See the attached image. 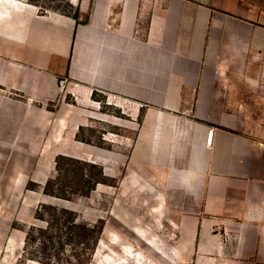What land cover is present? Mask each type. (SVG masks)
<instances>
[{
  "label": "crops",
  "instance_id": "0c3cea01",
  "mask_svg": "<svg viewBox=\"0 0 264 264\" xmlns=\"http://www.w3.org/2000/svg\"><path fill=\"white\" fill-rule=\"evenodd\" d=\"M67 1L72 16L46 17L26 0H0V20L12 25L61 20L48 27L55 35H36L47 46L10 36L0 49V113L10 115L0 137L35 151L43 138L74 140L101 94L131 119L102 114L104 127H138L136 149L163 134L158 150L188 155L178 250L188 264H264V12L240 0ZM107 132L117 153L111 145L128 137Z\"/></svg>",
  "mask_w": 264,
  "mask_h": 264
},
{
  "label": "rangeland",
  "instance_id": "374dc122",
  "mask_svg": "<svg viewBox=\"0 0 264 264\" xmlns=\"http://www.w3.org/2000/svg\"><path fill=\"white\" fill-rule=\"evenodd\" d=\"M26 1L36 5L41 16L75 12L67 0ZM240 1L256 14L264 12V0ZM37 25L0 20V49L11 44L10 36L24 40L32 30L55 35L49 25ZM5 66L0 62L1 72ZM63 94L71 104L70 95ZM93 98L99 103L97 114L81 115L84 126L74 140L61 139L57 145L49 137L38 140L41 150L69 154L44 158L32 154L21 160L18 154L0 153V264H188L178 251L184 245L182 216L189 208L183 186L190 180L183 165L188 155L158 150L166 146L163 134L153 142L143 139L136 149L138 127L116 122L108 128L101 121L102 114L125 121L130 117L107 106L101 94ZM60 102L61 97L50 102L48 110L56 112ZM144 109L137 118L139 125ZM9 117L0 113V118ZM54 120L47 135L56 130ZM107 131L128 137L120 141L122 146L111 145L117 153L107 152ZM13 147L27 145L21 139L0 137V149Z\"/></svg>",
  "mask_w": 264,
  "mask_h": 264
},
{
  "label": "bare ground",
  "instance_id": "6f19581e",
  "mask_svg": "<svg viewBox=\"0 0 264 264\" xmlns=\"http://www.w3.org/2000/svg\"><path fill=\"white\" fill-rule=\"evenodd\" d=\"M21 8V7H20ZM23 10V9H22ZM12 12V11H11ZM20 13V12H19ZM26 14V13H25ZM15 15V14H14ZM27 16V15H26ZM5 17V16H4ZM21 17V16H20ZM27 19V18H26ZM7 20V19H6ZM16 20V19H15ZM53 20V21H52ZM51 21H45V20H42V21H38V22H34L35 23V25H37V23L38 24H49V26H51L52 28H55L56 26H58L59 24H60V22H61V20L59 21V20H57V21H54L55 19L53 18ZM45 22H47V23H45ZM21 24V23H20ZM38 26V25H37ZM59 30V29H58ZM32 33H31V39H33V43H38L39 45H49L50 44V40L51 39H49L48 38V36H46V37H44L45 35H42L41 36V38L40 37H38V36H36L37 34L36 33H38L37 31L35 32V31H31ZM13 39V38H12ZM15 42V41H14ZM59 45V44H58ZM10 51V50H9ZM9 53H11V52H9ZM12 54V53H11ZM15 57V56H14ZM17 57V56H16ZM10 58V57H9ZM6 59V61H7V58H5ZM13 60V59H12ZM1 62V61H0ZM19 63V62H18ZM22 70V69H21ZM10 72V71H9ZM24 72H25V70H24ZM11 73V72H10ZM13 73H14V71H13ZM20 73H23V72H20ZM19 73V74H20ZM27 73V72H26ZM15 78V77H14ZM16 79V78H15ZM17 81V80H16ZM9 83V82H8ZM7 93V92H6ZM0 94H1V92H0ZM12 96V95H11ZM19 101V100H18ZM31 104V103H30ZM36 107V106H35ZM4 110V109H3ZM32 128V127H31ZM54 131V130H53ZM56 132H57V130H56ZM55 133V132H54ZM56 135V134H55ZM58 139V138H57ZM3 141V140H2ZM53 141V140H52ZM61 140H57V141H53L54 143H52L53 145L54 144H59V142H60ZM3 143V142H2ZM5 145V144H4ZM59 146V145H58ZM61 146V145H60ZM31 149V148H30ZM36 150V149H35ZM35 150H29V149H27V148H9V149H0V153H2V154H8V155H11L12 153L14 154L13 156H16L17 154V157H19L21 160L24 158V156L25 155H32V154H35V155H37V154H39L40 156H41V158H44V156H46V155H49V156H52V155H66V154H69V152H67V151H65V150H57V149H55V148H53V149H49V148H45V149H43V150H41V151H35ZM60 151V152H59ZM62 152V153H61ZM18 163L20 164V162L18 161ZM18 163H15V164H18Z\"/></svg>",
  "mask_w": 264,
  "mask_h": 264
}]
</instances>
